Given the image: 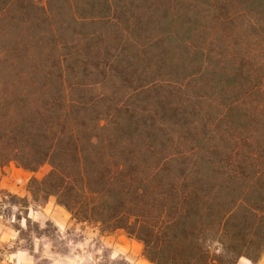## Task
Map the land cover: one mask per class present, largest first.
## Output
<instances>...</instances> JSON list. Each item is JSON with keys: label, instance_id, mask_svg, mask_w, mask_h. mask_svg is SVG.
Instances as JSON below:
<instances>
[{"label": "trees", "instance_id": "1", "mask_svg": "<svg viewBox=\"0 0 264 264\" xmlns=\"http://www.w3.org/2000/svg\"><path fill=\"white\" fill-rule=\"evenodd\" d=\"M11 164L49 166L32 202L123 231L151 264L257 263L264 0H0Z\"/></svg>", "mask_w": 264, "mask_h": 264}, {"label": "rangeland", "instance_id": "2", "mask_svg": "<svg viewBox=\"0 0 264 264\" xmlns=\"http://www.w3.org/2000/svg\"><path fill=\"white\" fill-rule=\"evenodd\" d=\"M48 170L49 166L45 165L32 176L41 178ZM25 191V196L8 191L10 195L0 193V212L11 217V227L20 240L15 248L30 253L28 259H19L20 264H52L59 257H69L72 264H151L142 255V245L127 237L123 231L101 234L98 228L78 223L72 218L69 227L60 231L56 222L62 220L61 214L53 219L32 212L29 218L30 209H42L47 204L38 206L32 202L27 184ZM24 198H27L26 202ZM5 250L0 248L1 252Z\"/></svg>", "mask_w": 264, "mask_h": 264}, {"label": "crops", "instance_id": "3", "mask_svg": "<svg viewBox=\"0 0 264 264\" xmlns=\"http://www.w3.org/2000/svg\"><path fill=\"white\" fill-rule=\"evenodd\" d=\"M32 174L33 173L31 172L18 168L14 164L5 167H1L0 165V188L10 193L25 196L27 195L25 185L32 177ZM19 182L23 184L19 185ZM49 205H51V207H48ZM32 212L38 214L39 216H48L53 219H55L56 215L61 214L63 216L62 220H58V222H56L60 231L68 228L71 224L70 214L60 206H57L55 204V198L53 197L49 199V202L44 208L38 210L35 209L34 211L30 209L28 214L29 218H31L30 214ZM19 242L20 240H18L16 231L11 227V217L5 216L0 212V248L6 249L3 252L0 251L1 263L20 264L19 259L29 258V251L20 249L19 247L15 248ZM54 262H52V264H72L73 261L69 257H59L55 259ZM237 264H264V256L257 263H253L247 258H241Z\"/></svg>", "mask_w": 264, "mask_h": 264}]
</instances>
